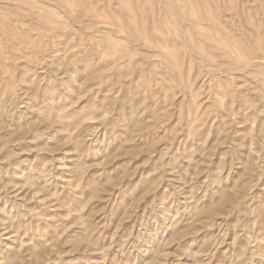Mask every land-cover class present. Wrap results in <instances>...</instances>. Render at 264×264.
<instances>
[{
    "label": "rangeland",
    "instance_id": "obj_1",
    "mask_svg": "<svg viewBox=\"0 0 264 264\" xmlns=\"http://www.w3.org/2000/svg\"><path fill=\"white\" fill-rule=\"evenodd\" d=\"M0 24V264H264V0Z\"/></svg>",
    "mask_w": 264,
    "mask_h": 264
},
{
    "label": "bare ground",
    "instance_id": "obj_2",
    "mask_svg": "<svg viewBox=\"0 0 264 264\" xmlns=\"http://www.w3.org/2000/svg\"><path fill=\"white\" fill-rule=\"evenodd\" d=\"M171 4V3H170ZM190 6V5H189ZM191 7V6H190ZM192 8V7H191ZM191 13V12H190ZM203 17V16H202ZM212 20V19H211ZM3 24V23H2ZM1 25V24H0ZM228 45V44H227ZM175 59V58H174Z\"/></svg>",
    "mask_w": 264,
    "mask_h": 264
}]
</instances>
